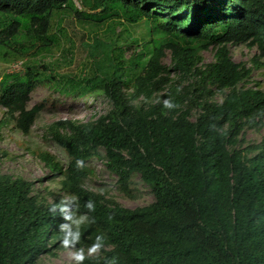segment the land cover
<instances>
[{
	"label": "trees",
	"instance_id": "16d2710c",
	"mask_svg": "<svg viewBox=\"0 0 264 264\" xmlns=\"http://www.w3.org/2000/svg\"><path fill=\"white\" fill-rule=\"evenodd\" d=\"M78 1L0 0L1 60L54 54L65 15L98 26L84 44L86 72L60 83L42 69L65 95L109 105L47 128L70 158L63 167L38 154L61 177L62 196L48 201L33 181L0 172V264H40L60 249L83 254L71 264H264V139L246 143L241 133L262 119L264 91L245 87L252 69L228 47L256 49V65L264 58V0ZM209 47L214 60L204 64ZM32 67L1 77L0 129L30 135L43 107H29L28 95L48 78ZM99 151L124 192L137 173L153 202L127 209L86 189L83 163Z\"/></svg>",
	"mask_w": 264,
	"mask_h": 264
},
{
	"label": "rangeland",
	"instance_id": "374dc122",
	"mask_svg": "<svg viewBox=\"0 0 264 264\" xmlns=\"http://www.w3.org/2000/svg\"><path fill=\"white\" fill-rule=\"evenodd\" d=\"M75 3L79 7V1L75 0ZM62 18L56 29L61 36L62 47L56 50L54 54L30 60L27 57L9 61L0 59V79L4 74L22 73L25 67L31 66L33 68V65H37V71L41 75L48 77L46 80L37 83L28 95L29 107L35 105L43 107L31 128L30 135L23 136L21 133L14 131L12 126L0 129L2 136L0 137V155L6 154L1 156L0 172L33 181L40 194L45 196L48 201L53 200L51 199V193L55 196L63 195L60 192L59 184L61 177L50 174L43 162L39 160L38 154L43 151L49 153L63 167L67 165L70 158L63 149L45 137L47 128L50 124L65 119L84 122L91 119L94 114H102L109 109V105L101 97L92 104L90 100L85 104V101L81 98L65 95L64 89H61L60 85L54 86L48 83L51 80L50 75L48 71L42 69V64L48 65L57 73L60 83L67 78H77L90 67V60L84 49V44L89 42V35H92L91 33L88 35V31L98 26L95 27L87 22H77L66 15ZM143 29L144 23L141 21L140 25L136 27L137 34L139 35L144 31ZM228 47L234 62L252 69L250 79L245 87L259 88L264 91V58H261L256 65L252 61L258 55L256 49L245 45H229ZM214 53L215 49L211 47L206 51H202L200 54L202 63L213 62ZM126 55L128 56L129 53ZM162 64L168 68L172 66L169 52H166ZM170 78L179 81V77L175 72L171 74ZM215 100L220 102L222 97L217 95ZM2 117L4 118V110L0 107V119ZM261 118L255 119V122L258 121L256 126L246 125L242 130L241 133L246 143L259 144L264 139V115ZM98 154L99 157H94L83 163V166L91 171V174L83 183L86 189L99 193L105 199L127 209L144 207L153 202V196L149 188L142 183L139 174L133 173L130 176L127 185L128 193L124 192L117 182V178L104 167L103 160L100 158V156H103V152L99 151ZM76 254L71 249H60L57 251L56 256L46 255L41 257L40 264H71L74 262Z\"/></svg>",
	"mask_w": 264,
	"mask_h": 264
},
{
	"label": "clouds",
	"instance_id": "9594fccd",
	"mask_svg": "<svg viewBox=\"0 0 264 264\" xmlns=\"http://www.w3.org/2000/svg\"><path fill=\"white\" fill-rule=\"evenodd\" d=\"M233 60V59H232ZM236 63V62H235ZM238 64V63H237ZM166 104H167V102H166ZM168 107H171V105H167ZM38 118V117H37ZM35 123V122H34ZM34 125V124H33ZM32 128V127H31ZM20 133V132H19ZM78 238H79V233H76L75 235H74V237H73V240H78ZM63 243L65 244V246H67L69 243H71V241H69V240H67V239H65L64 241H63ZM96 247H98V245L97 246H93L91 249H90V251H92V252H94V251H96ZM77 261H83V259H84V256H83V254L82 253H77L76 255H75V257H74Z\"/></svg>",
	"mask_w": 264,
	"mask_h": 264
}]
</instances>
